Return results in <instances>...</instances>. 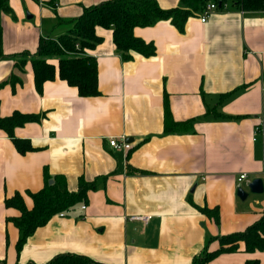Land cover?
<instances>
[{"label":"crops","instance_id":"1","mask_svg":"<svg viewBox=\"0 0 264 264\" xmlns=\"http://www.w3.org/2000/svg\"><path fill=\"white\" fill-rule=\"evenodd\" d=\"M8 1L15 17L1 15L0 114L40 120L13 130L30 142L25 154L0 128L1 261L45 264L76 253L108 264H193L206 246L221 247L213 237L239 233L261 218L264 192L252 193L248 184L255 178L264 184V144L254 132L264 129V10L245 12L229 1L206 21L200 13L190 16L184 31L167 20L135 27L157 50L149 57L132 52L127 61L112 27L98 25L102 41L86 54L97 61L100 94L82 97L58 75L39 92L32 63L22 73L14 55H34L41 37L69 33L85 6L108 0ZM158 1L165 9L180 3ZM49 61L58 66L56 58ZM12 74L21 80L9 81ZM165 94L175 121L194 119L190 132H164ZM116 138L130 148L111 146ZM46 171L63 175L70 192L80 178L97 186L86 203L38 227L18 252L19 229L10 218L21 213L5 200L19 192L32 208L27 193L43 189ZM242 173L247 178L240 180ZM238 187L249 193L246 199ZM200 208L217 209L219 221ZM250 260L264 264V250L246 252L239 241L236 252L209 264Z\"/></svg>","mask_w":264,"mask_h":264},{"label":"trees","instance_id":"2","mask_svg":"<svg viewBox=\"0 0 264 264\" xmlns=\"http://www.w3.org/2000/svg\"><path fill=\"white\" fill-rule=\"evenodd\" d=\"M212 1L219 5L218 8H226L230 1L233 6L245 12H263L264 10V0H180L178 6L170 9L163 8L158 0H108L95 6H85L81 16L73 20L75 24L69 33L54 39L49 36L41 37L38 51L34 55L28 52L14 55L15 64L24 69L25 57H30L29 61L33 65L35 84L39 92L46 81L55 80L58 75L69 85L75 86L82 97L97 96L100 94L98 91L97 61L94 56L86 54L87 49H95L102 41V37L98 36L95 31L96 26L112 27L114 43L123 60H129L132 57V52L149 57L156 54V45L137 37L134 33L135 27L152 26L160 20H167L180 31H184L188 18L202 12L206 5ZM3 13L15 17L8 0H0V46L3 39L1 19ZM54 58L57 59L58 66L49 61ZM20 80L12 74L9 81H13L15 84ZM3 84L1 83L0 86ZM164 104L165 133L190 132L193 129L194 119L175 121L172 118L167 94H165ZM39 120L40 116L36 114L14 112L10 117H2L0 114V128L10 138H13L18 152L25 154L28 150H32V146L28 140L15 137L13 130L16 126L25 125L26 122ZM49 180H53V183H50ZM96 186V180L85 181L80 178L78 190L70 192L63 175L52 177L46 171L43 189L37 192L28 191L27 193L34 200L32 208L26 207L24 198L19 192L13 194L12 197H7L6 206L15 207L21 213L20 216L10 218L11 222L19 229L18 252L23 249L29 236L38 227L44 226L54 215L71 211L79 203H86L88 190ZM200 210L213 217L216 223L219 221L217 209L200 208ZM216 239L219 240L221 247L217 250L208 251L206 246L201 254L195 257L193 264H209L210 260L224 252H236L239 241L245 243L246 252L264 250V214L243 231L213 237L211 240ZM0 264L6 263L0 260ZM30 264L36 263L30 262ZM45 264L108 263H101L81 254L61 253ZM245 264H259V262L250 260Z\"/></svg>","mask_w":264,"mask_h":264},{"label":"built area","instance_id":"3","mask_svg":"<svg viewBox=\"0 0 264 264\" xmlns=\"http://www.w3.org/2000/svg\"><path fill=\"white\" fill-rule=\"evenodd\" d=\"M218 4L215 2H210L206 5V7L203 9L202 12H200V16H201V21H206L211 15L212 12L218 9ZM255 134H256V139H259L262 144H264V129L261 126H256L255 130H254ZM110 144L111 146H113L114 148H123V149H129L130 148V144L125 143L124 141H119L117 138L116 139H111L110 140ZM240 180L242 179H246V174L242 173L239 176ZM85 206H82V209H84ZM132 220L137 219V220H142V221H147L149 220L148 216H140V215H134V217H131Z\"/></svg>","mask_w":264,"mask_h":264},{"label":"water","instance_id":"4","mask_svg":"<svg viewBox=\"0 0 264 264\" xmlns=\"http://www.w3.org/2000/svg\"><path fill=\"white\" fill-rule=\"evenodd\" d=\"M50 183H53L52 180H50ZM248 187L250 189V192L254 193H262L264 192V184L262 178H255L253 179L249 184ZM238 196L241 199H246L248 197V192L245 191L243 187H238Z\"/></svg>","mask_w":264,"mask_h":264},{"label":"rangeland","instance_id":"5","mask_svg":"<svg viewBox=\"0 0 264 264\" xmlns=\"http://www.w3.org/2000/svg\"><path fill=\"white\" fill-rule=\"evenodd\" d=\"M27 12H28V11H26V15H27ZM53 39H54V38H53ZM29 60H30V57H29V56H28V57L26 56V57H25V62H28ZM16 69H17V70H21V72L24 73V72H23L24 69H22L21 66H17Z\"/></svg>","mask_w":264,"mask_h":264}]
</instances>
